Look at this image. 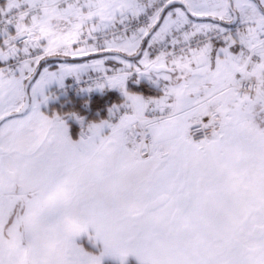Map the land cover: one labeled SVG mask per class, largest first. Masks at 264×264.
I'll return each instance as SVG.
<instances>
[{
  "label": "snow or ice",
  "instance_id": "6c2138e0",
  "mask_svg": "<svg viewBox=\"0 0 264 264\" xmlns=\"http://www.w3.org/2000/svg\"><path fill=\"white\" fill-rule=\"evenodd\" d=\"M0 264H264V0H3Z\"/></svg>",
  "mask_w": 264,
  "mask_h": 264
},
{
  "label": "rangeland",
  "instance_id": "374dc122",
  "mask_svg": "<svg viewBox=\"0 0 264 264\" xmlns=\"http://www.w3.org/2000/svg\"><path fill=\"white\" fill-rule=\"evenodd\" d=\"M3 3V0H0V4H2Z\"/></svg>",
  "mask_w": 264,
  "mask_h": 264
}]
</instances>
